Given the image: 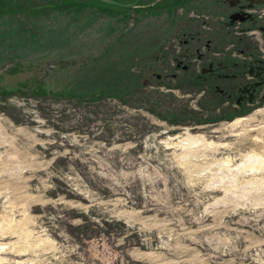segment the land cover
Returning a JSON list of instances; mask_svg holds the SVG:
<instances>
[{"label":"rangeland","instance_id":"374dc122","mask_svg":"<svg viewBox=\"0 0 264 264\" xmlns=\"http://www.w3.org/2000/svg\"><path fill=\"white\" fill-rule=\"evenodd\" d=\"M263 14L0 0V264H264Z\"/></svg>","mask_w":264,"mask_h":264},{"label":"water","instance_id":"95a60500","mask_svg":"<svg viewBox=\"0 0 264 264\" xmlns=\"http://www.w3.org/2000/svg\"><path fill=\"white\" fill-rule=\"evenodd\" d=\"M99 3H102L106 6H109V7H114V8H120V9H127V10H131V9H135L139 6V3L142 1V0H135L134 2L130 3V4H121V3H117L113 0H95ZM236 15H232L230 16V19H233L235 18ZM240 20H243V18L239 17Z\"/></svg>","mask_w":264,"mask_h":264},{"label":"trees","instance_id":"16d2710c","mask_svg":"<svg viewBox=\"0 0 264 264\" xmlns=\"http://www.w3.org/2000/svg\"><path fill=\"white\" fill-rule=\"evenodd\" d=\"M113 1H115V2H117V3H121V4H130V3H132V1L131 2H129V3H127V2H123L122 0H113ZM159 4L157 3V4H154L153 5V8H156L157 6H158Z\"/></svg>","mask_w":264,"mask_h":264},{"label":"built area","instance_id":"2783aa9c","mask_svg":"<svg viewBox=\"0 0 264 264\" xmlns=\"http://www.w3.org/2000/svg\"><path fill=\"white\" fill-rule=\"evenodd\" d=\"M263 17H264V14L260 16L261 19H263Z\"/></svg>","mask_w":264,"mask_h":264},{"label":"bare ground","instance_id":"6f19581e","mask_svg":"<svg viewBox=\"0 0 264 264\" xmlns=\"http://www.w3.org/2000/svg\"><path fill=\"white\" fill-rule=\"evenodd\" d=\"M238 122H240V121H238Z\"/></svg>","mask_w":264,"mask_h":264}]
</instances>
